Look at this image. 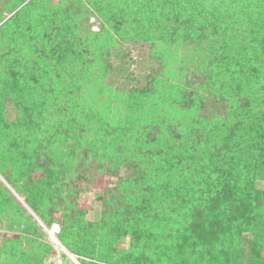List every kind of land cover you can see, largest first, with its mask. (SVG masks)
<instances>
[{"label": "trees", "instance_id": "1", "mask_svg": "<svg viewBox=\"0 0 264 264\" xmlns=\"http://www.w3.org/2000/svg\"><path fill=\"white\" fill-rule=\"evenodd\" d=\"M263 2L264 0L260 1L258 8L256 7L257 11H255L243 4L242 0H60L59 2L56 0H33L30 6L15 13L0 26V42L4 41L2 35L7 31L19 33L11 35L16 40L15 42H18V49L16 44L8 46L12 48L8 49L5 48V43H0V52L6 50V53H10L11 56L16 54L8 61L0 53V86L10 87L14 83H21V85L28 83L31 87L33 80H45L46 76H50V86L47 89L44 88L46 84L41 81L31 87L33 90L21 89L19 94L22 98L19 102H21L23 110L18 121L17 134L19 135L18 139L30 140L29 143L32 145L37 146L39 142L45 141L44 147L51 149L46 158L41 155L36 159L38 165L31 164L32 159L25 158L19 161L12 157L13 149H10L9 154L1 150L0 175L19 196L26 198L28 206L33 208L37 217L48 228H51L53 223L59 226V231L54 234V237L77 258L79 264H143L144 250L155 253L160 251L159 238L147 234L150 229L160 227H166L161 232L162 234L173 232L175 235L174 244L166 246L167 251L165 252L174 258L172 259L176 261L174 264H187L190 253L197 254L199 260H202L201 257L206 258L205 264H264V231L260 229L261 225L258 222V219L264 214V211L260 210L264 207V203L256 204L260 199L264 200V190L258 192L252 185L241 183L239 171L236 170L237 163L231 161V164L228 163V150H225L227 136L224 134V138L220 137L218 133L214 134L217 130L224 133L223 128L215 125L208 128L210 131H207V117L200 119L197 117L200 110L204 108L203 97L194 93L196 109L192 115L189 108L185 106L187 101L182 98L183 91L187 93L190 90L186 91L183 87L178 91L180 94L170 99L171 105H168L170 107L167 110L169 115L165 117V112L160 111L161 119H158L156 124L167 120L168 124L174 125V129L184 128L186 133L182 138L187 143L181 146L177 145L171 138L172 132L171 135L166 134L163 137L150 133L148 136H142V139L139 140V154H145L157 160L155 168L151 170V173L147 172L146 174L157 181L165 178L163 187H158V189H165L167 173L173 183L170 188V190L174 189L173 194L163 196L159 202L162 193L159 197V190H157V196L151 191V193H147L150 198L147 197L142 202L132 203L134 205L131 210H126L125 214L114 213V209H112L103 212L101 219L99 214L95 215L96 219L95 216L88 215V211L75 212L76 195L79 191L73 189L74 180L72 178L68 179L73 182L68 181L63 185L59 182L50 184L51 180H48L47 192L39 195L37 200L29 197V187H31L29 185L32 183V174L36 168L53 163L67 166L68 158L75 160L78 157L80 166L88 165L92 159H95L102 165H106L105 163L110 161L106 167L112 168L113 160L107 153L108 150L100 152L97 149L100 144V141L97 140L100 133L108 132L106 147L109 145L113 148L115 143L119 147L117 142L119 137L121 138V134L122 138L129 137L141 123H147L148 117L145 118L144 114L141 116L143 122L133 119L125 124V120L120 121L116 116L112 118L111 115H107L109 119L107 120V118H103L104 113L97 114L95 112L94 116L98 118V128L96 132L94 131V135L86 134L87 137L76 138L70 136L66 125L62 131H59L58 127L55 128L57 130L55 131L53 127L55 121L50 119V110L55 109L58 99L61 98L56 96L59 91L55 90V86L60 85L57 79H61L64 75H67L68 80L74 83L71 87L72 93L82 92L83 105L86 110L93 113L95 108H100L105 112L106 103H99V101L102 102L99 93L104 86L103 73L105 74L106 69L103 68L102 72L100 67L103 64V57L109 54L112 47H118L121 43L130 40V38L120 37L124 33L119 34L122 29H118L125 28L126 25L137 28L141 32L140 35L145 32L154 42L163 44L169 42L168 39H163V34L172 33V41H179L180 36L183 35L181 27H174L172 30L166 28L167 26L162 27L163 23H167L171 19H175L177 22L183 20L180 22L185 23L184 28L187 27L186 33L183 35L185 40L191 38L190 36L193 34L197 35L201 29H216L215 21H219L220 29L224 30L225 24L228 21H233L235 23L233 30L237 31V36L242 34L240 32L249 33L239 39L240 44L243 45L242 48L235 49L236 40L230 39L233 43H226L220 49L213 45L210 52L199 55L208 56L210 82L213 87L217 86V89L214 87L215 91H219L218 94L212 93H215L213 96L219 97L223 104L225 103V107L228 108V116L231 117L232 113L239 110L245 115L250 112L259 116L258 120H262L261 128L255 132L256 135L253 138V151L246 148L249 146H244L240 152L248 155L263 151L264 140H261V132L264 131V127L262 129L264 113L259 115L255 113L254 109L259 105H264V59L261 60L260 54L253 58L260 47L259 30L263 29L262 31H264ZM7 7L5 6L4 9ZM3 12L4 10H0V17ZM93 16L98 18L103 25L102 30L98 33H92L85 26L88 24V19ZM27 17H30L32 22L26 24L29 27L28 30L22 31L25 25L23 19ZM224 18L226 19L224 20ZM205 19H207L205 24H198V21H205ZM20 21H22L21 25ZM78 26H80L79 30L87 32V38H82L81 33L78 32ZM137 30L133 29L132 33L136 35ZM164 30L166 31L164 32ZM196 38L202 40L203 33ZM77 42L84 46L78 47ZM199 49H202L201 44L197 50L199 51ZM230 49L234 51L231 54ZM90 52L94 54L90 56ZM242 54H244L243 58H239ZM48 59L52 62L57 61L54 71L48 72ZM26 61L32 63L36 68L24 72L26 67H22L25 66ZM225 69L230 77L228 75L226 77ZM74 71L76 73L71 74ZM235 71L236 75L233 76ZM24 73L31 75L28 77ZM156 86H161V83L158 82ZM33 91L40 92V95L38 97L31 96L30 93ZM150 92L149 89L146 90L147 97L151 95ZM158 95L162 99L164 98L165 91L161 87L156 92L155 100ZM91 99H95L92 104ZM171 114H174L175 117H172ZM240 121L244 122L245 120L240 119ZM218 122L222 123L223 121L221 122L218 118ZM195 131H200L204 136L202 141L193 139ZM88 132L93 133L92 131ZM144 133L141 132V134ZM179 136L181 137V135ZM123 142L125 143V139ZM59 143L64 146V149L62 151L60 149V152L56 153V150L60 148ZM162 143L167 145L161 148ZM202 144L205 150L203 152L204 165L197 159L201 157L200 155L196 156L197 158L194 160L192 158L197 145ZM144 150H147V153H144ZM54 154L56 158L49 156ZM103 155L108 156L103 160L101 159ZM8 169L18 172V175L15 177L12 174L9 175ZM50 187L53 189L52 191ZM7 193L8 190L0 186V223L3 224L2 228L6 227L12 232L19 231L27 235H20L17 240L3 239L0 255L12 251L10 252L12 258L16 259L20 255V257H28L27 252L22 249L21 242L32 247L38 242L36 238H32V234L39 236V228L36 223L32 222V224L27 223L26 229H21V209L17 208L18 206L11 197H7ZM48 193L51 195L47 196ZM111 205L112 202L109 207ZM158 206V214L150 215L157 210ZM55 214H57L56 219L54 218ZM22 215L25 214L22 212ZM147 221L152 222L150 227L147 230L140 229L139 231L137 228ZM106 223L112 228L110 232L106 231ZM127 235L131 237L129 249L118 252L112 245L115 244V241H123ZM148 241L149 244H147ZM97 242L106 247L98 251L94 247ZM40 246L49 251V245L40 244ZM108 247L109 259L104 258L100 253L106 251ZM63 258L65 263L69 262L65 255ZM167 258L169 260L160 261L158 264H168L170 258ZM29 260H31L30 255ZM153 263V261L150 262V264Z\"/></svg>", "mask_w": 264, "mask_h": 264}, {"label": "rangeland", "instance_id": "2", "mask_svg": "<svg viewBox=\"0 0 264 264\" xmlns=\"http://www.w3.org/2000/svg\"><path fill=\"white\" fill-rule=\"evenodd\" d=\"M59 1L60 0H56V2ZM242 1L243 4L257 11L256 7L258 8L261 0ZM31 2H33V0H0V10H4L0 17V26L15 13H18L20 10L23 11L24 8L30 6ZM5 6L8 7L4 9ZM225 19L226 18H224V20ZM180 21L183 20H179V22H177L175 19H171L169 22L163 23L162 27L167 26L166 28H171V30L174 27H181L180 29H183L184 35L186 33L187 27L184 28L183 25L185 23ZM206 21L207 19H205V21H198V24L203 25L206 23ZM21 22L22 21H20V25ZM31 22L32 21L30 17H27L26 19L24 18L23 24L25 25L22 31L28 30L29 27H27L26 24ZM87 23L88 24L85 26L90 29L92 33H98L100 30H102L103 25L101 21L95 16L90 17ZM214 23L218 29H198L200 32L197 35L193 34L190 36L191 38L187 40H185L183 35H181L179 41H172V33L169 32L165 35L163 34V39L169 40V42L166 44L159 43L157 41L154 42L153 39L145 34V32L143 35H140L139 33L141 32L138 31L137 28H132L129 25H126L125 28H119L118 30L122 29L119 34L121 35L124 33L120 37L123 36L124 38H130V40L128 42L121 43V45L118 47H112L109 54L103 57V64L101 65L100 69L102 72L103 68L106 70L105 74L103 73L104 86L99 93L100 98H102V102L99 101V103H106L104 108L105 112H103V110L100 108H95L93 113H90V111L86 110L83 105L84 98L82 96V92L79 91L72 93L71 87L74 83L68 80L67 75H64L63 77L60 76L62 78L57 79L59 82L58 84L60 85L55 86V90L57 92L59 91V94L56 96L61 98L58 99V105H56L55 109L50 110V119L55 121L53 126L54 130L56 127H58L59 131H62L66 125V128L70 132V136H75L76 138L84 137L86 134L88 136H93L98 128V118L94 116L95 112L97 114L104 113L103 118H107V120H109L107 115H111L112 118L113 116H116L120 119V121L125 120V124L133 119L141 120V122H143L141 118L143 114L145 115V118L148 117V120L145 124L141 123V125H139V127H137L129 137L122 138L123 135L121 134V138L119 137V141L117 142L119 147L115 145L116 143L113 145V148L112 146L109 147V145L106 147L105 142L108 132L106 131L103 134L102 132L100 133L97 138V140L100 141L99 147L97 149H99L100 152L108 150L107 153H109V156L112 157L111 159L113 160V164H110L112 168L109 166L106 167L107 163H110V161L105 163L106 165H102L99 163L100 161H96L95 159H92L88 165L80 166L81 163L78 161V159H80L79 157L75 160H70L68 158L67 166L56 165L54 163H49L50 165L46 164L45 166L39 165L40 167L36 168L32 174L33 180L31 181V185H29L31 186L29 187V197L37 200L39 195L47 192L49 188V186H47V183H49L48 180H51L50 184L59 182V184L63 185L68 181L73 182L72 180L68 179L72 178L74 180L73 189L75 191H79V193L76 195V208H74L75 212L82 213L83 211H88V215L94 217L96 214V216L99 214L101 219L104 214L103 212L112 209H114V213L125 214L126 210H131V207L134 205L132 203L142 202L147 197L150 198L147 193H151V191L157 196V190H159V197L162 193L159 202L163 199V196H170L173 194L174 189L170 190L173 183L171 182V178H169L167 173L165 189H158V187H163L165 184V178H161L159 181H157L153 179L152 176H148L146 174L147 172L151 173V170L155 168L157 160H154L145 154H139V140L142 139V136H148L150 133L152 135L156 134L163 137L166 134L171 135L172 132L171 138L176 142L177 145L181 146L182 144L187 143V141L182 138L184 133H186L184 128L174 129V125L168 124L167 120H162L160 124H156V121L161 119L160 111L163 110V112H165V117L169 115L167 110L170 107L168 105H171L170 99L177 94H180L178 91L181 87H183L186 91L190 90L187 93L183 91L182 98H185L187 101L185 106L189 108L192 115L196 109L194 93L203 97L204 108L200 110V113L197 114V117L198 119L205 118V116L207 117V131H210L208 128H212L215 125L223 128L224 133L220 132V130H217L214 132V134L218 133L220 137H224V134L227 136L228 141L227 146L225 144V150H228L229 161L227 159L226 160L230 164L231 162L237 163L236 170L239 171L238 175L241 179V183L243 185H252V187H255L258 192H263L264 156L262 155L264 153V148H262L263 151L253 152L248 155H244L242 152H240L244 146H249L246 148H250L253 151V138L256 135L255 132L259 131L261 128L262 120H258L259 116H255L250 112L248 115H245L239 110H237L234 114L232 113L231 117L228 116V108L225 107V103L223 104V101L219 99V97L213 96L215 93L212 92H216L218 94L219 91H215L214 87L217 89V86L213 87L210 82V75L208 74L209 61L207 62L208 56H200L210 52L213 45L217 46V49H220L222 46L224 47L226 43H233V41H230V39L236 40L234 47L235 49L242 48L241 46L243 45L240 44L239 39H241L244 35H248L249 33L240 32L242 34L237 36V31L233 30L235 25L233 21H228L225 24V30L220 29L221 24L219 21H215ZM79 27L80 26L77 27L78 32L81 33L82 38H87V32L85 30L82 32V30H79ZM133 29L137 30L136 35L132 33ZM262 30L263 29L259 30V50L253 55V58H255L256 55L260 54L259 56H261V60L264 59V31ZM165 31L166 30H164V32ZM19 32L21 34V26ZM201 33H203L204 38L202 40H197L198 38H196V36H199ZM14 34H17V32H5V34L2 35L4 41H1L0 43H5V48L8 49H12L8 46L15 44L17 46L18 42H15L16 40L11 36ZM120 37L118 38L120 39ZM200 44L202 45V49H199L198 51L197 48ZM76 45H79L78 42ZM81 46L84 45L80 44L78 47ZM16 48L18 49V46ZM229 52L231 54L234 51L230 49ZM0 53L3 54L8 61H10L9 58L16 55L14 54L11 56L10 53H6V50H1ZM93 54V52H90L89 55L91 56ZM243 56L244 54L240 55L239 58H243ZM47 62L48 72L51 70L54 71L57 66V61L52 62L50 59H48ZM25 67L26 69H24V72L32 71L34 68H36L32 63H27V61L25 62V66L22 68ZM75 71L71 74H75ZM226 71L227 70L225 69L224 72L226 73ZM102 72L100 73L102 74ZM24 74L28 77L31 75L30 73ZM227 75L230 77L228 73H226V77ZM235 75L236 71L233 76ZM49 77L50 76H46L44 78L45 80H33L34 82H32L31 87H34L36 84H38V81H41L43 84H46L44 88L47 89L48 86H50ZM158 82L161 83V86H156ZM202 85L204 86L202 87ZM31 87L28 85V83L26 85L14 83V85L10 87L0 86V151L4 150L9 154L10 149H13L12 157L19 161H22V159L25 158L32 159V162L30 163L34 165V163H36V159L41 155H44L42 157L46 158V155H48L51 149L44 147V144H46L45 141L39 142V144L36 146L30 144V140L26 141V139H18L19 135L17 134V126L19 125L18 121L21 118L23 110V108H21V102H19L22 98L19 93L22 88L29 91L33 90ZM160 87L163 89V91H165L164 98L162 99L161 96L158 95L156 96L155 100L156 92ZM147 89L151 91V95L149 97L146 96ZM30 95L38 97L40 92L36 93L33 91L30 93ZM94 100L95 99H91V104ZM254 110L256 111L255 113L260 115V113H264V105H259ZM254 110L251 111L253 112ZM171 115H173L172 117H175L174 114ZM218 118L221 120V122H223L219 123ZM240 119L245 121L242 122ZM263 127L264 124L262 129ZM88 131H92L93 133H89ZM141 132L145 133L141 134ZM261 133V140H264V131ZM52 134L54 133L52 132ZM179 135H181V137ZM48 137H50V135H48ZM124 139L125 143L123 142ZM193 139L202 141L204 136L201 135L200 131H195L193 134ZM31 140H33L32 137ZM61 145L62 144L59 143L60 148L56 150V153H59L60 149L61 151L64 149V146ZM164 145L167 144L162 143L161 148H163ZM204 151L203 144L197 145L196 150L193 153L194 157L192 156L193 160L194 158H197L196 156L200 155L201 157L197 159L199 163L204 165ZM144 153H147V150H144ZM151 154H154V152H151ZM49 156L56 158L55 154ZM106 156H101V159L105 158ZM7 172L9 175L12 174L14 177L18 175V172H12L10 169H8ZM0 186L8 190V193L6 194L7 197H11V199L15 201L16 205L18 206L17 208L21 209V229H26L28 226L27 223L32 224V222L36 223L37 227L39 228V236L32 234V238H36L38 240V242L33 244L32 247L21 242L22 249L23 251L27 252L28 257H20V255L16 259L12 258V253H10L12 251H10L0 255V264H79L77 258L72 255L69 250L64 248L54 237V234L59 231V226L53 223L51 228H48L43 223V221L37 217L33 208L28 206L26 198L19 196L13 190L11 185L5 181L2 175H0ZM50 190L52 191L53 189L50 187ZM49 195H51V193L47 194V196ZM99 198L101 199L100 201ZM111 202L112 205L109 207ZM259 203H264V200L260 199L258 202H256L258 205ZM260 210L264 211V207ZM158 211L159 206L157 207V210H155V212L151 213L150 215H156L158 214ZM22 212L25 215H22ZM96 216L95 219L97 218ZM54 218H57V214L54 215ZM4 222H6V220H4ZM258 222L261 225L260 229L264 231V214L258 219ZM151 223L152 222L149 223L147 221L146 223L141 224L137 229L139 231L140 229L147 230ZM2 225L3 224L0 223V246L2 245L3 239L17 240L19 239L20 235H27L22 234V232L19 231L12 232L6 227L2 228ZM105 227L107 232H110V229H112L108 223H106ZM164 228L166 227L154 228L153 230L150 229V231L147 233L150 234L149 236L159 238V246L161 247L159 248L160 251H156L159 255L154 251L144 250L143 264H150L151 261L154 262L153 264H158L160 261L169 260L167 257L170 258V262L168 264H174L176 262L172 260L174 259L173 257L168 256V254L165 253L167 251L166 246L174 244L175 235L173 232L169 234H162L161 232ZM130 241L131 237L130 235H127L123 241H115V244L112 246H114L113 248L117 249L118 252L127 251L130 247ZM40 244L49 245V251H46V248L44 249L40 246ZM147 244H149V241ZM150 244H152V242H150ZM94 247L97 248L98 251H101L99 249H102L106 246L97 242ZM100 253H102L101 255H103L104 258L109 259V247L106 249V251L104 250V252ZM29 255L31 256L32 261L29 260ZM63 255L66 256L69 262L67 261L65 263ZM196 255L197 254L193 255V253H190V255H188L187 264H205L207 259L201 257L202 260H199Z\"/></svg>", "mask_w": 264, "mask_h": 264}]
</instances>
